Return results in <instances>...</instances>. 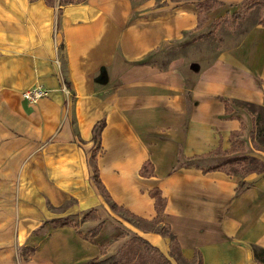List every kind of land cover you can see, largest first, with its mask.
<instances>
[{"label": "crops", "instance_id": "1", "mask_svg": "<svg viewBox=\"0 0 264 264\" xmlns=\"http://www.w3.org/2000/svg\"><path fill=\"white\" fill-rule=\"evenodd\" d=\"M259 1L242 14L247 24L238 36L225 39L211 60L200 55L193 64L181 54L159 66L140 61L202 30L194 4L0 0V264H94L135 235L169 255L168 237L132 233L103 198L85 208L97 218L79 225L54 224L60 219L45 203L13 201L20 196L13 184L34 180L27 165L40 161L43 150L70 140L92 157L94 127L102 119L96 162L113 202L152 221L157 210L150 191L159 188L166 199L160 221L176 233L186 259L198 251L203 264H264L253 252L264 248V172L205 170L207 162L225 157L264 160L253 142L254 114L238 103L264 105ZM36 84L50 93L32 104L23 92ZM147 162L152 173L142 175ZM244 181L251 186L237 193ZM56 182L45 186L53 203ZM99 225V234L87 239Z\"/></svg>", "mask_w": 264, "mask_h": 264}, {"label": "rangeland", "instance_id": "2", "mask_svg": "<svg viewBox=\"0 0 264 264\" xmlns=\"http://www.w3.org/2000/svg\"><path fill=\"white\" fill-rule=\"evenodd\" d=\"M145 1L149 0H133L134 4H140ZM247 2L248 0H220L221 4L212 9V11H210L212 13L209 12L207 14L208 20L205 25L200 28L202 30L198 32L193 30L186 32L185 37L182 39L172 44L158 47L154 52L142 59V61L144 60L159 66H165L172 57L181 54L188 56L193 64H196L194 60H197L200 55H207L208 61L211 60V58L221 50L223 46L222 43L225 42V39H229L231 35H236L237 37L236 31H239V27L242 29V27L247 24V22L232 16L234 13L244 14L245 11H247L245 10ZM155 4L159 7L169 5V7H171L170 9L194 4V8L197 9L196 0H155ZM213 16L215 17L213 18ZM224 17H227L226 22L223 20ZM234 41H236V38H233L232 42ZM62 59V66L64 68L65 61L63 56ZM64 91L67 92L66 88H64ZM256 110L257 112L253 113L255 117V127L252 132V137L255 147L264 150V108H257ZM90 152V150L85 149L81 144L76 146L75 143L70 140L65 141L63 147L59 145L58 147H53L51 150H43L41 153H44V156L40 161L32 159L30 160V165H27L29 167L26 173H30L34 180L30 181L26 179L22 182L16 181L13 184V189L17 190V194H20V196L23 194L22 196H24H19V198L13 199V201L18 202L17 200L19 199L24 203L32 204L37 207L43 206L45 203L49 209L50 215H56V217H59L56 219H60L58 220L59 222L56 221L54 224H58L60 221H72L79 225L84 219L97 218V213L94 211L87 213L88 209L85 208L87 206H93L95 202L102 201V198L111 206L112 200L107 197L104 190L93 179L94 166L97 162L96 159L91 157ZM228 159H233V157H225L215 160L214 162H207L206 164L207 167L210 168L225 163ZM260 160L264 163V160ZM48 163L52 164L47 165ZM56 166L58 167L57 170H55ZM250 167H256V165L243 167L242 169L246 171V169ZM60 169H64V171L60 172ZM227 169L234 170L235 168L227 164ZM260 169H264V164L260 165ZM22 170L24 169L22 168ZM54 173L58 178H54L53 180ZM56 180L58 181L56 182ZM55 182L57 186L52 191L56 198L55 201L59 202L58 204L52 202L53 200L48 196L45 189L47 184H55ZM113 210L116 214L115 220L117 222L123 223L122 219L124 218L131 224L128 228L132 230V233L139 234L142 231H152L163 235L162 229L165 223L161 221L149 223L142 219H138L128 214L123 207ZM108 231H111L110 227ZM27 251L29 250L25 248L21 253L26 254ZM182 263L190 264L185 261ZM174 264H177V262L175 261Z\"/></svg>", "mask_w": 264, "mask_h": 264}, {"label": "trees", "instance_id": "3", "mask_svg": "<svg viewBox=\"0 0 264 264\" xmlns=\"http://www.w3.org/2000/svg\"><path fill=\"white\" fill-rule=\"evenodd\" d=\"M86 0H60L61 5H67L70 3H81ZM46 2L50 5H54L57 0H46ZM206 2V3H205ZM260 3L259 0H248L246 3V9L250 10L255 4ZM220 3V0H196V6L198 9V24L199 27L204 25L207 21V14L214 8H216ZM234 18L241 19L242 14L237 13L232 15ZM223 20L226 22L227 17H224ZM260 23L264 22V6L261 7V17L259 20ZM142 63H148L146 61H140ZM242 107L246 108L252 113L257 112V108L263 109V106H258L251 102H238ZM258 120V119H257ZM106 125V120L102 119L100 120L94 127L93 131V139L97 143L96 149L93 151L92 158L96 159V156L98 154V151L101 149V135L102 130ZM217 154H221L222 151L220 149H217L214 151ZM228 154L232 151H225ZM150 162H147L142 170V175H149L152 173V171L148 170L146 171V167H150ZM227 164H229L233 169H227ZM264 164L263 161L258 159L257 157L250 156V155H244L240 157H234L233 159H228L225 163L218 164L216 166H212L209 169L205 170H223L228 172L229 174H237V173H249V172H264V169H260V165ZM251 165H256V167H250L247 168L246 171H243V167H248ZM94 179L98 183V185L104 190V192L107 194V197H109L108 192L105 190V186L102 183V181L99 178L98 175V166L97 163L94 166ZM251 186V183H248L247 181H244L239 188L237 189V193L242 192L244 189ZM150 195L155 199V206L157 210V216L154 220L148 221L145 219H142L144 221H147L149 223H155L162 219L165 206H166V199L162 196V192L159 188H155L150 191ZM110 198V197H109ZM111 207L113 209H119L117 203L111 202ZM127 211V210H126ZM128 214H130L133 217H136L138 219V216L134 215L130 211H127ZM72 223V221H64L62 224H69ZM101 225L97 226L95 229H93L89 234H87L85 237L87 239H92L95 236H97L100 232ZM163 235L168 237L171 242V250L169 251V255H166L159 247L152 244L149 240L144 238L140 235L133 236L128 242H126L123 247L120 249V251L112 256H109L108 258L104 260L99 261H93L94 264H174L172 259H175L177 264H183L182 262H188L190 264H203V258L200 252H196L193 259L188 260L185 258V256L182 253L181 246L179 239L175 232L171 230V227L169 224H165V226L162 229ZM104 248L101 250L103 251ZM254 256L257 259L258 262L264 263V248H260L257 246L253 247Z\"/></svg>", "mask_w": 264, "mask_h": 264}, {"label": "built area", "instance_id": "4", "mask_svg": "<svg viewBox=\"0 0 264 264\" xmlns=\"http://www.w3.org/2000/svg\"><path fill=\"white\" fill-rule=\"evenodd\" d=\"M49 95V89L42 84H36L23 92V97L32 104H37L40 99Z\"/></svg>", "mask_w": 264, "mask_h": 264}]
</instances>
